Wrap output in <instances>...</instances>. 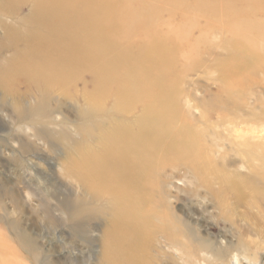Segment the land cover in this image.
Instances as JSON below:
<instances>
[{
	"label": "rangeland",
	"instance_id": "obj_1",
	"mask_svg": "<svg viewBox=\"0 0 264 264\" xmlns=\"http://www.w3.org/2000/svg\"><path fill=\"white\" fill-rule=\"evenodd\" d=\"M123 1L116 7L119 18L138 13L144 19L130 22L119 44L135 48L151 40L155 32L168 46L159 68L163 79L174 86L177 120L191 133L193 145L191 153L186 148L187 154L183 147L179 155L186 156L184 160L162 162L147 185L153 208L161 209L162 190L182 219L180 252L173 254L167 246L173 239L156 225L150 226L138 255L140 264H221L210 253L220 252L226 260L236 236L246 244L254 241L259 249L252 247L251 252L264 258V116L254 126L249 121L264 110V84H255L256 80L264 83V57L255 69L256 78L246 82L237 58L241 51L236 47L249 42L255 52L264 53V36L258 31L264 26V0H203L199 4L194 0H125L130 9ZM26 12L24 8L22 13ZM0 52V80L4 82L0 84V264H106L101 257L102 236L114 207L108 197L83 188L69 171L111 131V117L105 121L92 118L94 122L86 124L80 115L79 109L90 104L99 116L93 104L99 81L89 67H81V71H71L67 83L53 79L26 84L20 71L10 69L15 66L11 65L14 53ZM115 75L101 82L105 107L115 101ZM140 102L142 106L137 104L127 116L142 110L145 98ZM117 114L123 117L118 121L128 120L123 113ZM184 165L195 176L208 174L212 168L219 173L212 172L215 175L187 191L182 189L189 186ZM238 173L247 179L239 183L244 186L242 196L256 203L250 209L222 184L225 179H236ZM219 199L223 204L217 208ZM243 213L259 218L257 230L239 221ZM201 241L208 242V250H201Z\"/></svg>",
	"mask_w": 264,
	"mask_h": 264
},
{
	"label": "bare ground",
	"instance_id": "obj_2",
	"mask_svg": "<svg viewBox=\"0 0 264 264\" xmlns=\"http://www.w3.org/2000/svg\"><path fill=\"white\" fill-rule=\"evenodd\" d=\"M122 1L98 0L93 5L91 0H0V49L14 53L10 61L15 66H10V69L13 72L20 71L26 78V84L51 82L53 79L67 83L72 75L71 71H81V67H89L95 73L93 74L99 83L94 88L97 100L93 104L97 105L99 116L90 104L79 109L80 115L86 124L89 120L93 123L94 120L105 121L106 117H111V131L105 134L100 146H95L81 156L77 168L72 166V171H69L81 181L83 188L88 187L96 195L108 197L114 207L109 226L102 233L103 261L106 264H140L138 255L144 238L147 237V227L150 226L156 225L158 231L168 239H173L170 243L167 242L173 254L178 255L180 252L181 247L177 241L182 219L171 209L170 197L165 196L162 190L159 195L162 198L161 209L153 208L147 185L152 173H157L162 167V162L184 160L186 156L179 155L183 147L186 149L189 146L191 153L193 145L191 133L177 120L174 86L166 78L163 79L159 68L166 60L165 49L167 51L168 46L165 48L155 32L150 35L153 36L151 40L146 38L147 41L135 48L129 46L130 49H126L119 44L126 35L127 27L131 26L129 23L140 21V17L144 19L142 14L134 13L136 10L133 12L136 16L131 14L126 18L127 21L119 18L116 7L122 5ZM201 1L203 0H194V3L199 4ZM124 4L129 6L127 2ZM24 8L27 9L25 14L22 13ZM100 15H104L105 19H101ZM147 16L148 13L145 14ZM258 31L264 36V26ZM236 47L241 51L237 58L242 65L243 79L246 82L253 80L256 78L257 64L263 60L264 53L255 52L249 42L236 44ZM251 62L256 64L249 66ZM112 73L117 77V92L114 103L105 107L106 93L101 90V82ZM0 84L4 82L0 80ZM255 84L259 86L264 83L256 80ZM142 98H145L142 110L133 117L127 116L134 106H142ZM226 99L227 103L231 102L230 96ZM117 113H123L128 120L118 121L123 120V117ZM263 114L264 110L261 114H256L255 120H249L251 125L259 124L258 118L261 119ZM184 144L185 146H181ZM187 152L186 149V154ZM184 168L188 174L186 183L189 186H182V189L187 191L195 188L206 176L215 175L212 172L219 173L212 168V172L208 174L199 176L196 173L195 176L188 165H184ZM219 176L214 177L221 178ZM235 178L225 179L222 184L227 185L235 194L239 204L248 203V209L256 206L255 202H249L240 192L244 186L239 183H245L247 179L239 173L235 174ZM88 190H85L86 193ZM220 199L215 202L217 208L223 204ZM239 221L245 222L252 229L259 228V218L256 215L243 213ZM183 226L186 228V223ZM188 232L193 237L191 230ZM236 239V243L232 244L224 256H227L226 260L217 251L210 253L216 257L212 260L221 264H264V258L256 255L259 248L254 241L246 244L240 236H236ZM200 244L203 246L201 250H208V242L201 241ZM252 247L256 249L254 253L251 252L254 249ZM205 255L212 257L206 253ZM244 260L246 263H243Z\"/></svg>",
	"mask_w": 264,
	"mask_h": 264
}]
</instances>
